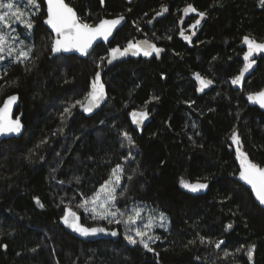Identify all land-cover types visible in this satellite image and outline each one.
<instances>
[{
  "label": "trees",
  "instance_id": "trees-1",
  "mask_svg": "<svg viewBox=\"0 0 264 264\" xmlns=\"http://www.w3.org/2000/svg\"><path fill=\"white\" fill-rule=\"evenodd\" d=\"M65 2L90 24L121 15L126 23L86 60L52 58L53 36L43 25L44 2L37 0L29 60L0 65V107L18 95L16 114L25 125L22 136L0 143V264H264V211L235 178L238 146L231 140L235 131L240 151L264 167V114L244 100L264 89V58L242 84L231 83L243 68V38L264 41L260 0ZM188 5L206 14L196 27L200 17L185 15ZM163 8L167 15L147 26ZM134 39L163 48L161 59L115 65L102 75L107 97L96 113L85 115L79 104L65 113L91 91L109 49ZM196 74L214 88L198 96ZM134 111L148 112L143 130L129 122ZM118 166L122 220L138 206L166 217L168 226L156 229L149 243L152 252L124 239L123 222L92 219L77 207ZM182 178L209 186L192 193L181 187ZM67 208L87 227L117 229L120 240L75 239L59 223Z\"/></svg>",
  "mask_w": 264,
  "mask_h": 264
},
{
  "label": "snow or ice",
  "instance_id": "snow-or-ice-1",
  "mask_svg": "<svg viewBox=\"0 0 264 264\" xmlns=\"http://www.w3.org/2000/svg\"><path fill=\"white\" fill-rule=\"evenodd\" d=\"M28 6L39 9V4L37 0H25ZM103 3V0H101ZM261 6H264V0H260ZM0 9H6L7 11L0 12V22H5L9 17L14 18L19 21L26 28L31 29L33 23L30 19L25 20V13L16 4L11 2V0H0ZM167 8H163L161 12L157 15H162L163 12H167ZM185 15L190 12H196L200 19L196 20L193 27L200 24V21L204 19V12H197L196 8L192 5H188L183 9ZM124 20V16L121 15L116 19H105L101 20L98 24H90L80 17H78L76 11L65 3V0H47V19L44 21L52 31L56 34V38L52 43L51 50L54 53L60 52H79L81 56H88L89 50L92 49L93 44L97 40H103L107 42L109 37L113 34V30L116 29L117 25L121 24ZM181 35L184 36L183 32ZM170 38V37H169ZM185 40H190L189 36H184ZM5 37L0 35V53L4 52ZM243 43L247 45V52L244 54V65L241 69L239 75H237L231 83L233 85L240 84L244 79L245 73H248L250 69L253 68L256 61L253 59L254 55L259 53H264V42H257L255 39L245 36L243 38ZM31 51V49H29ZM163 51L162 48L157 47L155 44L150 43L148 40L139 41L136 43L128 42L127 47L121 50L120 47H115L110 50L107 62L111 64L118 57L127 56L129 53L133 56L143 55L150 57L155 53L157 56ZM9 54L12 52V48L8 49ZM29 58V52L21 51L19 53V62H23ZM103 57L101 60L103 61ZM99 67V65H97ZM195 79L199 81L201 87L200 90L203 91L204 88L208 87L212 81L203 79L199 74L195 75ZM91 91L88 92L84 100H77L71 107L65 108V113H71V108L75 107L77 104L81 106L83 111L92 112L93 108H98L101 102L105 99V89L103 83H101L100 73L97 72L90 84ZM154 99H158L154 98ZM17 96L13 95L8 97L4 101L3 107L0 108V135L8 133H19L21 131V123L19 119H11L10 112L12 105L16 102ZM248 101L253 104H259L261 108H264V90L257 92L255 94L248 95ZM132 121L134 124H141L144 120L148 118L147 111L132 112ZM125 139L128 140L131 145L132 138L125 133ZM231 140L237 147V159L240 161V173L239 179L245 184L250 185L252 192L255 194L256 200L260 205L264 206V167L249 160L246 153L240 151L239 148V137L233 132ZM123 169L119 166L113 170V176L115 177V186L113 181L109 180L103 185L99 192H97L90 199H84L83 203L77 205V207L82 208L85 213H90L92 219L107 220L108 223H125V224H135L136 219L140 218L141 209H133V216H128L127 220H122L125 213L121 212L119 208L116 207L117 195L116 189L120 183V175ZM131 179V177H129ZM181 187L189 190L190 192H199L203 189L208 188V184L205 182L197 181L195 183H190L183 178L180 181ZM123 193H121L122 195ZM35 203L43 208L44 205L41 203L39 198H35ZM90 205V207H89ZM160 220L163 221L166 217L161 213ZM62 222L73 232L78 233L83 237L96 236L98 233H106V229L102 227H85L80 223V217L75 211L67 209L65 215L63 216ZM153 227L152 220L150 219L147 224L144 225V229H151ZM231 228V225H228ZM112 236H116V231H111ZM148 236V232L140 228L135 229V237L130 234H126L124 239L132 245H141L148 252H152L153 249L150 247L148 240L145 237ZM138 238V239H137ZM148 239H152L149 237ZM201 242L204 243V238H201ZM224 241H218L215 243L216 248H220ZM35 251V249H33ZM251 257V251L248 253Z\"/></svg>",
  "mask_w": 264,
  "mask_h": 264
},
{
  "label": "water",
  "instance_id": "water-1",
  "mask_svg": "<svg viewBox=\"0 0 264 264\" xmlns=\"http://www.w3.org/2000/svg\"><path fill=\"white\" fill-rule=\"evenodd\" d=\"M43 2H44V6H45V19H44V21L47 19V0H43ZM66 3V2H65ZM161 12V11H160ZM77 13V12H76ZM167 13H168V11L167 12H163V14L162 15H155L148 23H147V26H153L159 19H161V18H163V17H165L166 15H167ZM78 15V14H77ZM117 18V17H116ZM116 18H112V19H116ZM103 20H105V19H103ZM44 21H43V25L47 28V30L51 33V35L53 36V41H54V39L56 38V34L52 31V29L47 25V24H45L44 23ZM125 23H126V18L124 17V20L121 22V24H119V25H117V27H116V29H114L113 30V34L109 37V39H108V41L107 42H104L102 39L101 40H97L94 44H93V47H92V49H90L89 50V55L92 53V51L98 46V45H104V46H107V45H109L112 41H113V39H114V37H115V35H116V33L125 25ZM98 24V23H97ZM143 40H147V39H134V40H132L131 42H133V43H136V42H139V41H143ZM150 43H153V44H155L154 42H152V41H150V40H148ZM130 42V41H129ZM258 42V41H257ZM262 42H264V41H262ZM53 43V42H52ZM127 45H128V42L123 46V47H120L121 48V50H123L125 47H127ZM156 45V44H155ZM157 47H159L158 45H156ZM116 47H118V46H116ZM242 47L244 48V54L247 52V50H248V48H247V45H245L244 43H242ZM52 48V47H51ZM113 48H115V47H113ZM159 48H161V47H159ZM112 48H110L109 49V51H108V55H107V59L108 58H110L109 57V53H110V50H111ZM163 49V48H162ZM163 53H164V50L159 54V56H157L155 53H153V55L152 56H150V57H146V56H143V55H139V56H133V55H131V53H129L127 56H124V57H118L116 60H114L111 64H109L108 62H107V60H106V63H105V68H104V70L103 71H100L99 73H100V76H101V83H102V75H103V73L105 72V71H107V70H109L110 68H112V67H114L115 65H117V64H120V63H123V62H127V61H130V60H139V59H141V60H143V61H146V62H148V61H151V60H160L161 59V57H162V55H163ZM244 54L242 55V57H241V61H242V63H243V65H244V63H245V61H244V59H243V57H244ZM88 55V56H89ZM60 56H64V57H71V56H75V57H77V58H79V59H82V60H86L87 58H88V56H81L80 55V53L79 52H76V51H72V52H60V53H54L52 50H51V57L52 58H56V57H60ZM261 58H264V53H259V54H256V55H254V57H253V59H255V61H258V60H260ZM254 66V65H253ZM202 77V76H201ZM203 79H205V80H209V79H207V78H204V77H202ZM195 81H196V93H197V95L198 96H202V95H204V94H206V93H208V92H210L213 88H214V84L213 83H211L208 87H206V88H204V90L203 91H201L200 90V87H201V85H200V83H199V81H197L196 79H195ZM104 89H105V87H104ZM264 90V89H263ZM262 91V90H261ZM260 92V91H259ZM255 93H257V92H255ZM255 93H251V94H255ZM15 95V94H14ZM248 95L249 94H247V95H245L244 96V100L246 101V103L248 104V106L250 107V108H255V109H257L259 112H261V113H263L264 114V108H261L260 106H259V104H253V103H250L249 101H248ZM11 96H13V95H11ZM15 96H17V100H16V102L12 105V108H11V112H10V118L11 119H13V120H15V119H19L20 120V123H21V125H22V127H21V131L19 132V133H8V134H4V135H0V143L2 142V141H8V140H12V139H17V138H19L20 136H22V134L24 133V131H25V125L23 124V122H22V117L20 116V115H17L16 114V110H17V108H18V102H19V98H18V95H15ZM10 97V96H9ZM106 90H105V99L101 102V104H100V106L98 107V108H93V110H92V112H85V111H83V109L80 107V111L82 112V113H84L85 115H87V116H91V115H93L94 113H96L104 104H105V101H106ZM8 99V97L5 99V100H7ZM4 100V101H5ZM4 103V102H3ZM3 107V104L1 105V107L0 108H2ZM135 112H140V111H135ZM129 122H130V124L135 128V129H137V130H143L146 126H147V124L149 123V116H148V118L146 119V120H144L143 121V123H141V124H134L133 123V121H132V116H131V114H130V116H129ZM250 160V159H249ZM253 162V161H252ZM255 163V162H254ZM259 165V164H258ZM262 167V166H261ZM239 173H240V161H239V163H238V172H237V175H236V180L244 187V188H246L249 192H250V194L252 195V197H253V199H254V202L256 203V205H258L263 211H264V206H262V205H260L259 204V202L256 200V198H255V194L252 192V189H251V186L250 185H247V184H245L242 180H240L239 179ZM67 209H71V208H67ZM67 209H65V211H64V214H63V216L65 215V212H66V210ZM72 211H74L73 209H71ZM76 212V211H75ZM77 213V212H76ZM77 215L80 217V223L83 225V223H82V218H81V216L77 213ZM63 216L60 218V220H59V223H60V226L63 228V230L66 232V233H68L69 235H71L72 237H74L75 239H77V240H79V241H82V242H84V243H94V242H99V241H112V242H118L119 240H120V237H121V235H120V232L117 230V229H112V230H109V229H107V228H105V227H102V226H96V227H102V228H105L106 229V233H110L111 231H116L117 232V235L116 236H112V235H110V234H106V233H98L96 236H90V237H83V236H81V235H79L78 233H76V232H73L72 231V229L71 228H69V227H67L63 222H62V220H63ZM83 226H85V225H83ZM85 227H87V226H85ZM251 258H252V256H251Z\"/></svg>",
  "mask_w": 264,
  "mask_h": 264
},
{
  "label": "rangeland",
  "instance_id": "rangeland-1",
  "mask_svg": "<svg viewBox=\"0 0 264 264\" xmlns=\"http://www.w3.org/2000/svg\"><path fill=\"white\" fill-rule=\"evenodd\" d=\"M11 2L16 4L18 7H21V10L25 13V16H24L25 20L30 19L32 21V16L36 13V9L34 7L28 6L25 0H11ZM2 11H7V10L0 9V12ZM32 34H33V27L31 29H28L23 24H21L19 21H16L14 18L9 17L8 19H6L5 22H0V35H3L5 37V43H4L5 50L3 53H0V65L2 63H5L8 60L21 63L19 62V59H18L19 53L21 51L29 52V58H30L31 51H32ZM9 47L12 48L11 54H9L8 52ZM29 49H31V51H29ZM29 58L26 60H23L22 63L27 62ZM246 74L247 73H245V75ZM110 180L113 181L112 186H115V177L112 176ZM120 188H121V180H120L119 186L116 189V195H117V192L120 190ZM100 189L101 188H99L98 192L100 191ZM203 190L199 192H195V193H200ZM137 208L142 210L140 213V218L136 219L135 224L129 225V224L124 223L125 224L124 234L125 235L130 234L135 237V229L140 228L148 232V236H146L145 239L148 240V242L150 243L154 238V232L156 231V229H163L168 226L167 220L165 219L161 221L159 218L160 214H154L150 209L144 206L130 208L129 213L126 216L125 220H127L128 216H133L134 215L133 209H137ZM86 215H90V213H86ZM150 219L152 220L153 227L151 229H144V225L147 224ZM149 237H152V239H148Z\"/></svg>",
  "mask_w": 264,
  "mask_h": 264
},
{
  "label": "flooded vegetation",
  "instance_id": "flooded-vegetation-1",
  "mask_svg": "<svg viewBox=\"0 0 264 264\" xmlns=\"http://www.w3.org/2000/svg\"><path fill=\"white\" fill-rule=\"evenodd\" d=\"M113 48V47H112ZM244 79H245V76H244ZM244 79L242 80V82L240 83V84H242L243 83V81H244ZM239 84H237L236 86H238ZM233 143V142H232ZM234 144V143H233Z\"/></svg>",
  "mask_w": 264,
  "mask_h": 264
}]
</instances>
